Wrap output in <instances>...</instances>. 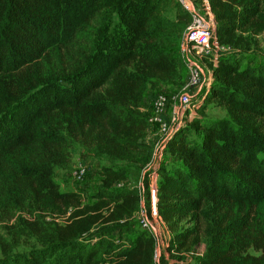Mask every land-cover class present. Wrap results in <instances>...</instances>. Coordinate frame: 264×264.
Segmentation results:
<instances>
[{
	"label": "trees",
	"instance_id": "16d2710c",
	"mask_svg": "<svg viewBox=\"0 0 264 264\" xmlns=\"http://www.w3.org/2000/svg\"><path fill=\"white\" fill-rule=\"evenodd\" d=\"M81 1L0 0V221L15 223L10 240L0 236V264H169L164 253L156 261L146 230L121 244L136 232L124 217L139 211L141 199L150 210V174L139 190L112 187L123 172L103 170L95 197L116 206L93 232L50 229L36 214L43 203L79 200L55 182L57 170L72 169L75 147L150 161L138 85L170 82L183 67L178 44L191 17L177 0L173 18V0ZM209 3L215 22H224L218 31L261 16L260 0ZM217 66L221 80L201 97L203 106L227 105L228 118H204L200 107L175 127L167 143L173 164L157 170L156 206L171 229L173 217L192 220L183 239L205 246L194 264H264V53L228 51ZM24 235L40 246L16 251Z\"/></svg>",
	"mask_w": 264,
	"mask_h": 264
},
{
	"label": "rangeland",
	"instance_id": "374dc122",
	"mask_svg": "<svg viewBox=\"0 0 264 264\" xmlns=\"http://www.w3.org/2000/svg\"><path fill=\"white\" fill-rule=\"evenodd\" d=\"M82 2L83 0L81 1V5ZM175 2L176 0H173V3L168 8L167 14L169 18H173L174 10L172 6ZM260 2L261 16L255 23L245 28L236 29L234 31L230 30V32L218 31L216 30V26H222L224 22H215V39L218 47L222 48L221 52H233L238 49H247L255 53H264V0H260ZM63 38H65V36ZM178 51L180 53L179 44ZM188 60L192 63L193 67H196L200 72L201 83L204 86L208 85L209 82L221 80V77L216 75L218 66L214 56L202 55L201 57L188 58ZM188 60L182 57L183 67L174 80L170 82H143L138 85V92L142 99L143 110L146 112L149 122L146 140L147 143L153 147L150 161H146L143 155L134 156L132 160L113 159L106 153L94 155L79 147H75L71 151V160L73 161L72 169L67 172L57 170L55 182L59 191L75 192L79 200L74 203L65 202L63 204L47 202L39 206L36 210V214H39V218L48 228L67 230L70 227H75L78 231L84 229L89 233L105 223L110 211H112L116 205L114 203H103L95 197L97 187L103 180L102 172L104 169L109 168L113 171L121 170L123 172V180L113 182L112 187H135L142 190V177L152 172L155 173L153 180L157 183L159 180L157 170L159 168L169 170L171 164H173L171 151L167 146L170 134L168 132L173 130L175 124H188L194 117L190 110L182 111L180 109L179 97L183 92L189 90L190 95L193 96L197 108L195 113L198 108L200 109V107H202V116L204 118H228V106L218 99L209 100L205 103V106H203L204 99L201 98V95L206 93L209 87L204 88L200 93H196L195 90H191L187 87L189 81V70L187 65L190 63ZM159 95L165 97V102L162 107L163 112L161 118L156 119L154 101ZM163 128H165L166 131H163ZM194 137L197 138V136L194 135L191 139ZM184 139L188 140L190 137L185 136ZM79 170H83V173L79 174ZM149 182L150 178L148 177V186ZM156 211L159 215L157 206ZM145 215L151 223H156L151 219L150 210H146L145 202L141 199L139 211L132 217L125 216L123 219L131 220L130 222L136 227V232L123 235L121 244L124 246L129 245L135 239L137 233L146 230L140 225V220ZM159 216L163 222V227L156 228L155 225L154 227L158 230L161 237L158 236L157 232H153V230H146L150 232L156 240V261H158L161 253H164V256L170 260L169 264H174L172 258H182L194 264L199 258V255L202 254L205 246L204 244L195 242V240L193 241V236L189 238V242L183 239L187 238L189 235L193 223L192 220L189 219V217H173L171 219L173 229H171L168 227L169 225L163 219L162 215ZM21 217L24 222L28 224H33L36 221L34 215L32 216L28 213L21 214ZM14 225V220L10 222L0 221V236L6 240H10L9 232L14 228ZM209 228H211V233H213L215 227L211 225ZM178 237L180 239H178ZM182 244H184V246H182ZM39 246L40 243L34 238L24 235L16 251L24 252L31 248H38ZM169 246L172 247L169 248Z\"/></svg>",
	"mask_w": 264,
	"mask_h": 264
},
{
	"label": "built area",
	"instance_id": "2783aa9c",
	"mask_svg": "<svg viewBox=\"0 0 264 264\" xmlns=\"http://www.w3.org/2000/svg\"><path fill=\"white\" fill-rule=\"evenodd\" d=\"M181 7L187 11L191 17V21L187 24L180 38L179 48L181 57L188 58L201 57L202 55L214 56L217 61V57L226 52H221L222 48H219L217 41L215 39V19L212 14L209 0H177ZM228 52V51H227ZM189 61V60H188ZM190 62V61H189ZM187 64V63H186ZM189 70V81L187 87L191 90H195L196 93L202 92L204 88H208L210 85L204 86L201 83V75L196 67H193L190 62L187 65ZM201 98H204L203 96ZM165 97L159 95L154 101V107L156 114V119H160L162 116V107L164 106ZM179 106L182 111L190 110L193 115H195V110L197 109L194 103L193 96L190 95L189 90L183 92L179 97ZM181 123L175 124L173 130L168 133L169 136L175 130V127ZM163 131H166L163 128ZM172 131V132H171ZM79 174L83 173V170H79ZM155 173H150L149 178V190H150V216L151 219L156 223H151L147 216L145 215L140 220V225L146 230H153L157 232L156 228L163 227V222L156 211V182L154 179ZM156 183V184H155ZM158 236L161 237L160 233Z\"/></svg>",
	"mask_w": 264,
	"mask_h": 264
}]
</instances>
